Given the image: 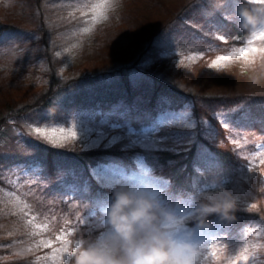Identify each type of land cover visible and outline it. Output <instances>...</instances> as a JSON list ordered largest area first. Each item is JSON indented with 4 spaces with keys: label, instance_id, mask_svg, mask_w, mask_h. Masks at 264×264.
Wrapping results in <instances>:
<instances>
[{
    "label": "trees",
    "instance_id": "trees-1",
    "mask_svg": "<svg viewBox=\"0 0 264 264\" xmlns=\"http://www.w3.org/2000/svg\"><path fill=\"white\" fill-rule=\"evenodd\" d=\"M27 1L33 5L32 12L35 9L38 11L41 0ZM70 1L72 3L73 0L58 2L65 5L64 8H66ZM236 2L237 0H230L227 9L224 2V5L219 4L217 9L210 10L211 7L206 6L205 0L185 1L179 9L172 12L166 25L156 30L150 28L153 26L148 24L151 20L142 21L147 15H138L134 10H129L127 20L130 25L127 26V36L118 48L123 49L126 46L129 48L126 50L131 53L137 50L135 53H138L139 57L134 58L131 62L115 66L102 64L99 61H89L88 65H84L83 71L63 81H59L56 73L52 72L48 78V86L41 91L38 89L33 91L14 81L10 82L9 90H6L5 95H0V159L4 166V168H0V171L4 169V177L11 184V186L7 184L9 187L7 189L9 192L15 193L19 200L14 201L4 191L3 176L0 175L1 194H7V198L2 197L5 200V203L3 202L5 207L0 208V254L6 253L9 249L21 248V245L22 247L28 245L32 252L24 258L14 259L6 264H42L36 253L38 248H43L39 242L41 236L46 235V231L45 229L37 230L33 223L36 221L39 223L38 225H46L45 221L50 219L53 210L59 213L56 215L63 217L64 211L68 209V204H75L78 206L76 210L79 212L80 209L82 212L89 210V221L98 217L91 214L92 200L105 193L88 172L90 167L99 161L113 160V162L122 163L121 165L125 169H129L134 168L137 159H139L152 176L165 179L163 180L167 183L169 191H175L177 195L184 191L195 198L200 195L196 188V182H199L200 187L203 188L204 185H210L209 182L213 180L218 181L219 184L220 181L230 184L239 179L238 170L242 168L241 163L244 161L234 157L231 150L233 146L228 144L223 129L225 127L217 114L221 111L234 109L236 119L241 117L243 120V113H247L249 117L260 118L259 121L264 122V97L253 99L250 105H246L248 100L245 101V97L237 95L221 97L193 95L188 91L190 85L194 83L197 87L198 84H203L199 81L197 71H195V80L192 82L187 78H171L159 70H155L156 65H154L158 60H161L158 54L172 37L173 40H181V36L190 38L191 34H194L195 40L192 41V44L204 47L201 60L209 57L217 58L223 53H228L231 49L239 48L236 45H246L245 39L249 33L240 30L237 27V21L232 16ZM189 16L192 21L184 22ZM71 19V22L75 24L82 18L75 15ZM36 21L40 34L37 32L35 34L38 36L37 42L29 41L28 46L32 48L38 45L40 51H35L31 56L36 59L46 58L53 71L55 69L53 64H57L59 61L50 59L48 38L52 36L51 32L60 28H50L45 31L46 22L38 12ZM197 26H200L203 31L199 30ZM21 30L23 31V29ZM28 33L33 32L28 31ZM6 34L18 35L19 29L12 24L0 22V40L5 38ZM220 34L223 35L221 40L216 38ZM27 52L28 55L31 51ZM145 55H150L153 64L149 70L141 72L137 69L139 66L137 63L139 64ZM195 61V63L200 62L199 59ZM226 62L229 63V61ZM99 64L103 66L97 68ZM190 78L192 79V77ZM11 90L12 92H10ZM26 94L28 96L24 97ZM115 106L124 108L119 118L126 119L129 116L134 118L140 113H144L142 120H137V125L141 128H148L157 117L163 115L164 110L170 108L186 113L191 112L189 119L195 120L197 127L191 133L176 128V126L162 131L159 135L168 137V141H171L172 144L170 142L167 148L161 147L151 152L144 151L143 148L137 146L126 147L123 145L83 150L78 145H73L77 140H72V143L66 147L58 146L40 138L32 130L35 127L43 129V125L47 128H63V125L70 121L72 114L81 115L95 107L106 110ZM130 108L135 109L127 113ZM160 113L162 114L160 115ZM178 115L179 113H177V117ZM201 118L210 126L207 135L209 138H206V135L203 136V132L199 130L198 122ZM170 120L178 121L174 116L168 117V114H165L162 121ZM121 122L114 120L110 122L108 133L123 131L124 125ZM160 123L161 121H158L154 127H158ZM242 129L264 135V127H260L255 122H251L248 126L243 125ZM176 140H186L187 143H190V150L176 154L172 151V148L180 144L175 142ZM4 162L7 166H16L14 169L19 168V164H23V166L30 164L32 169L41 167L40 175L47 180V184L37 188L19 182L11 177L8 167L3 164ZM217 164H219L218 168L205 171ZM198 168L201 172H205L202 175L199 174ZM68 169H72L74 174H67ZM19 172L17 171L18 175ZM62 174L68 182H74L78 178L80 183H83L87 179L90 182V187L80 195L71 194L65 199H60L61 194L58 192L65 193L66 191L62 184H57V180ZM8 198L13 202L7 201ZM10 203L12 206L9 205ZM233 215L234 219L227 222L230 226L251 220H264V216L256 212L235 210ZM21 223L23 226L20 225ZM84 226H79L78 232L87 241H93L97 229L91 225L92 231L88 234L87 231L83 232ZM27 230L26 238L22 237L23 232ZM46 230L50 234L52 233L51 224L46 226ZM40 251L39 253L43 252ZM115 254L118 256L119 252L116 251ZM34 256V260L24 262Z\"/></svg>",
    "mask_w": 264,
    "mask_h": 264
},
{
    "label": "rangeland",
    "instance_id": "rangeland-1",
    "mask_svg": "<svg viewBox=\"0 0 264 264\" xmlns=\"http://www.w3.org/2000/svg\"><path fill=\"white\" fill-rule=\"evenodd\" d=\"M58 1L60 0H41L38 11L35 9L32 12L33 5L27 0H0V22L12 24V26L19 29L18 35L6 34L5 38L0 40V95H5L6 90H9L11 86L10 82L13 81L22 86L29 87L33 91L37 89L41 91L48 86V78L52 72L56 73L59 81L68 80L77 73H80V71H83L84 65H88L89 61H99L102 64L115 66L124 62H131L134 58L139 57L138 53H135L137 50L131 53L126 50L128 48L126 46L123 49L118 48L126 38L128 32L127 26L130 25L127 20V12L134 10L138 15H147L142 21L151 20L148 24L153 25L150 28L156 30L157 28L164 27L172 12L179 9L181 4L188 0H108L110 7L106 10V19H100L96 22L90 19L91 8L94 4L100 3L101 0H73L72 3L70 1L67 4L66 8H64L65 5H62ZM205 1L206 6L211 7L210 10L217 9L219 4L224 5L225 2V0ZM37 12L46 22L44 26L45 31L50 28H60L51 32L52 36L48 38L50 59H57L59 61L57 64H53L55 66L53 71L50 69L46 58L36 59L31 56L35 51H40L38 45L32 48L28 46L29 41L37 42L38 36H35V34L37 32L40 34L36 21ZM75 15L81 16L82 19L80 22L73 24L71 17ZM191 21L192 18L190 16L184 20L186 23H190ZM84 28H89V31L84 32ZM197 28L202 30L200 26H197ZM28 31L33 33H28ZM14 38L20 39L14 40ZM216 38L221 40L223 35H217ZM193 40H195L194 34H191L190 38L181 36V40H173L172 37L158 54L161 60H158L154 64L156 65L155 70H159L174 79L187 78L192 82L195 80V71H197L199 81L203 82V84L200 83L195 87L193 83L188 90L191 94H196L197 96L204 95L206 97L208 95H215L221 97L225 95H237L245 97V101L248 100L246 105H250L253 99L264 97V53L249 52L246 59L235 58L230 60L229 63L221 61L218 67H210L212 61L216 60V58L209 57L201 60L204 47L193 45ZM249 41H252L251 45ZM236 46L239 48L231 49L228 53H223L219 56H228L234 50L240 48L256 47L257 49H264V39L253 40L252 35H250L249 40H246L245 46L241 44ZM27 51L31 52L27 55ZM148 56L145 55L139 64L137 63L139 65L138 71L145 72L149 70L153 63L150 55ZM196 59L201 61L195 63ZM101 66L103 65L99 64L97 68ZM31 89L28 90L30 91ZM196 90L197 92H195ZM27 96L28 94L24 97ZM134 109L130 108L127 113L132 112ZM123 111L124 108L122 106L109 107L106 110L95 107L81 115L77 113L72 114L70 115V121L65 118L68 122L63 125V129L65 133H67L69 128L76 130L77 137L75 139L64 138L60 143L55 145L66 147L72 143V140H77L73 145H78L83 150L97 148V145L99 147H114L117 145L126 147L137 146L149 152L161 148L159 146H150L149 141L144 139L145 128L137 125V120H142L144 113H140L139 116L134 118L132 116L126 117V119L119 118ZM177 113H179L178 117ZM190 113L181 110L177 111L173 108L164 110L163 115L157 117L155 122L146 129L154 128L158 124V121L163 120L165 114H168V117L174 116L177 120H184L195 124V120L189 119ZM217 116L225 127L223 129L225 136H227L228 144L233 146L231 150L234 157L244 161L241 163L242 168L238 170L239 179L237 181L234 180L230 184H224L220 181V184H224L223 186L231 191L235 202V210L256 212L264 216V142L261 141L260 137L251 135L254 132L243 131L242 129L243 125L248 126L251 122L264 127V122H260V118L249 117L247 113H243V120L241 117L236 119L234 109L221 111ZM113 120L122 121L121 123L124 125L123 131H116L113 134L108 133L109 123ZM198 126L199 130L203 132V136L206 135L205 137L209 138L207 137L208 129H210L208 123L201 118L199 119ZM60 129L62 128H47L43 125V129L35 127L32 130L40 138L52 143L54 138L60 137ZM246 129L249 130L248 128ZM53 132L55 133V137L52 136ZM80 132L82 133V139L80 138ZM130 133L132 134L131 136L129 135ZM100 134H103V137L106 138L115 136L119 137V139L113 144L105 146L107 139H104ZM132 139L137 140L138 143L133 144L131 142ZM170 142L167 140V146ZM175 142L187 143L186 140H176ZM139 161L137 159L134 169H125L120 162H118V165L124 175L133 181H139L147 177L157 182H165L164 178L152 176L143 165L144 163ZM108 162H113V160L105 159L103 162H97L94 166L90 167L88 173L90 174L91 169L95 168L97 164H107ZM7 167L11 173V177L27 186L41 188L47 184V180L43 179L40 175L41 167H33L32 169L30 164L27 166L19 164V168L16 169H14L16 167L14 165ZM0 168H4L1 159ZM72 169H68L67 174H74ZM17 171H20L19 175ZM0 175L1 177L3 176L4 191L14 201L19 200V197L15 193H11L7 189L9 188L7 184L10 186L11 184L4 177V169H1ZM90 176L92 177L91 174ZM57 184H62L66 188L65 193L58 192L61 194L59 196L60 199H65L71 194L75 196L80 195L85 190H78L77 184L75 182H68L64 174L60 175ZM80 184L82 185L83 183ZM212 191L211 189H205L203 193L199 192L200 195L198 197ZM7 194L3 193L2 195L0 191V208L5 207V200L2 197L7 198ZM163 195L164 192L162 191L161 196ZM190 198L196 199L192 196ZM7 201L13 202L9 198ZM9 205L12 206V203ZM77 208L78 206H75V204H68V209L64 211L63 217L56 215L59 213L53 210L50 219L45 221L46 226L51 224L52 233L50 234L45 228L46 235L41 236L39 242V245L43 248H38L36 255L42 261V264L53 263L54 254H58L59 250L65 247V240L69 248L77 240L87 241L78 232L79 226L85 225L83 232L87 231L88 234L92 231L91 225L97 229L93 241L101 239L108 230L107 225L97 223L99 217L89 221V210L82 212L80 209L79 212V210H76ZM38 224L34 221L33 226L35 227ZM20 225L23 226L22 223ZM27 233L28 230L24 231L22 237L26 238ZM57 237H61V239L58 240ZM41 241L44 244L51 242V246L45 247L41 244ZM192 243L195 256L191 258V264H264V220H251L235 223L231 226L227 222H223V226L217 228H213L212 225L210 231L199 234ZM39 250L43 252L40 251L41 253H39ZM31 252L28 245L23 247L21 245V248L15 250L9 249L6 253L0 254V264L24 258ZM34 258L35 256L29 260H24V262H30Z\"/></svg>",
    "mask_w": 264,
    "mask_h": 264
},
{
    "label": "clouds",
    "instance_id": "clouds-1",
    "mask_svg": "<svg viewBox=\"0 0 264 264\" xmlns=\"http://www.w3.org/2000/svg\"><path fill=\"white\" fill-rule=\"evenodd\" d=\"M232 16L237 27L255 34L264 31V3L237 0ZM217 184L215 191L194 199L191 226L184 238L171 235L178 220L176 208L183 197L177 195L170 204L162 202L157 190L149 186L116 185L104 209L108 230L103 239L81 241L71 256V264H191L195 254L191 235L195 229H210L212 217L222 222L234 219L235 202L231 191ZM118 251L117 256L115 252Z\"/></svg>",
    "mask_w": 264,
    "mask_h": 264
},
{
    "label": "snow or ice",
    "instance_id": "snow-or-ice-1",
    "mask_svg": "<svg viewBox=\"0 0 264 264\" xmlns=\"http://www.w3.org/2000/svg\"><path fill=\"white\" fill-rule=\"evenodd\" d=\"M251 2L254 5L264 3V0H251ZM230 0H225V8L227 9L229 7ZM110 7L108 0H101L100 3L94 4L91 8V21L96 22L100 19H106V10L107 8ZM84 32H88L89 28H84ZM253 40H260L264 39V31H258L255 34L252 35ZM249 44H252V41H249ZM249 52L251 53H257V52H262L264 53V49H257L256 47H250V48H240L237 50H234L232 53H230L228 56H219L216 58V60L212 61V64L210 67H218L220 65L221 61H230L235 58H247ZM173 126L179 127L181 130H187L190 133L194 132L196 130V125L193 123H188L187 121L184 120H178V121H161L160 125L158 127H154L151 129H145L144 132V139L149 141L150 146L152 147H162V148H167V140L169 139L168 137H161L159 134L166 130L170 129ZM60 137L59 138H54L52 140V143L58 144L61 142L62 139L64 138H71L75 139L77 137V131L69 128L67 133H65V130L62 128L60 129ZM150 134V135H149ZM103 137V134H100ZM130 136L132 135L131 133L129 134ZM52 136L55 137V133H52ZM80 138L82 139V133L80 132ZM104 139H107V144L105 146H109L113 144L119 137H111V138H106L103 137ZM133 144L138 143L137 140L132 139L131 141ZM99 147V145H97ZM190 150V143H180L176 147L172 148V151L176 152V154H181L183 151H188ZM219 167V164H217L213 168H208L205 169V171H212L213 169H216ZM204 171V172H205ZM197 172L199 174H203L204 172H201V170L198 168ZM90 174L92 175L93 179L96 180L98 186L102 189H104V195L101 197H97L92 200V208H91V214L93 216H98L99 219L97 221L98 224L101 225H107V222L104 217V209L105 206L110 198V188L115 187L116 185H127V186H132V187H141V186H153L156 190L157 193L160 195V198L162 202L166 204H170L173 201H175L177 197V193L175 191H169L168 190V185L166 182H157L151 178H143L139 181H133L130 178L126 177L124 173L121 171L118 162H108L107 164L100 163L97 164L95 168L91 169ZM77 186L78 190H84L90 187V182L86 179L83 184H80L79 179L77 178L74 181ZM218 185L213 183L210 185H204L203 188L200 187L199 182H196V188L198 192L203 193V189H211L215 191L217 189ZM164 192V195L161 196V192ZM235 193V190H234ZM180 196L183 197V200L180 205L177 206L176 211L178 214V220L175 222L174 225H172V232L171 235L176 236L178 238L183 239L184 236L183 234L188 230V227L191 226V213L189 209L193 205L194 199L190 198L189 194L187 192L181 191L179 193ZM255 207V205H253ZM212 225L213 228L217 227H222L223 222L217 220L215 217H212ZM36 228L38 229H45L46 225H35ZM210 231V229H195L190 237L191 242H194L197 238V236L203 232ZM58 240L61 239V237H57ZM103 237L101 238V240ZM80 240H77L74 245L69 248L67 247V241L65 240V247L59 250L58 254H54L53 257V264H71V256L73 251L76 248L80 247ZM41 244L45 247H50L51 242H48L47 244H44L43 241H41ZM211 246V245H209ZM186 256H191V258H194L195 254L191 253H185ZM246 259V258H245Z\"/></svg>",
    "mask_w": 264,
    "mask_h": 264
}]
</instances>
